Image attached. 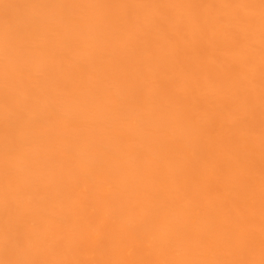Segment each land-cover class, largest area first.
<instances>
[{"label": "bare ground", "instance_id": "bare-ground-1", "mask_svg": "<svg viewBox=\"0 0 264 264\" xmlns=\"http://www.w3.org/2000/svg\"><path fill=\"white\" fill-rule=\"evenodd\" d=\"M16 260H264L261 0H0Z\"/></svg>", "mask_w": 264, "mask_h": 264}, {"label": "snow or ice", "instance_id": "snow-or-ice-1", "mask_svg": "<svg viewBox=\"0 0 264 264\" xmlns=\"http://www.w3.org/2000/svg\"><path fill=\"white\" fill-rule=\"evenodd\" d=\"M261 7L262 10H264V0H261ZM24 243H25V237L23 233H20L17 238V244L23 246ZM4 264H38V262L29 261V260H16V261H5ZM235 264H248V262H235ZM260 264H264V260H262Z\"/></svg>", "mask_w": 264, "mask_h": 264}]
</instances>
